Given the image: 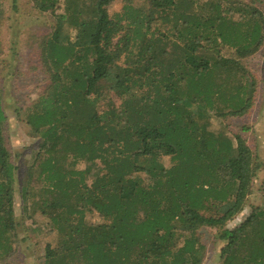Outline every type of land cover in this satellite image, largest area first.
<instances>
[{"label": "trees", "instance_id": "obj_1", "mask_svg": "<svg viewBox=\"0 0 264 264\" xmlns=\"http://www.w3.org/2000/svg\"><path fill=\"white\" fill-rule=\"evenodd\" d=\"M30 1L54 19L37 49L44 83L22 110L38 136L22 200L35 182L55 234L39 264H201L203 227L222 242L218 264H264V205L226 226L260 163L239 132L210 128L252 104L242 60L264 39L259 7L145 0L109 13L112 0ZM2 104L0 88V261L19 225Z\"/></svg>", "mask_w": 264, "mask_h": 264}, {"label": "rangeland", "instance_id": "obj_2", "mask_svg": "<svg viewBox=\"0 0 264 264\" xmlns=\"http://www.w3.org/2000/svg\"><path fill=\"white\" fill-rule=\"evenodd\" d=\"M123 1L135 6H146L145 0H112L108 4L109 13L120 9ZM259 7L264 16V0H241ZM3 17L0 25V88L3 94V110L6 115L5 139L13 155L15 164V186L13 209L17 227L16 244L13 252L0 264H39L46 243L54 244L55 234L48 227V219L37 212L41 197L49 196L33 182L26 203L22 200V189L26 184V165L36 149L37 134L24 122L22 110L38 95L44 74L38 68V44L51 31L54 19L49 13L38 12L30 0H1ZM61 11L59 10L58 13ZM64 31L73 32L68 29ZM73 34V33H72ZM255 79L250 108L240 116L210 118V128L228 135L239 132L252 148L260 163L253 191L248 196L244 208L230 221L227 227H234L242 221L254 206L264 205V39L252 55L242 60ZM104 101L99 107L104 106ZM165 164L168 158H164ZM77 167H79L77 165ZM40 190L44 193L42 194ZM205 245V255L201 264H218L221 260L222 242L216 230L203 227L198 230Z\"/></svg>", "mask_w": 264, "mask_h": 264}]
</instances>
